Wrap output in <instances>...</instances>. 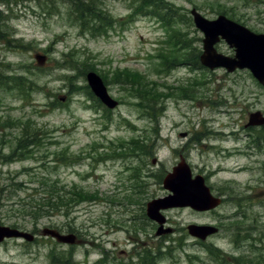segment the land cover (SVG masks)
I'll use <instances>...</instances> for the list:
<instances>
[{
	"label": "rangeland",
	"instance_id": "obj_1",
	"mask_svg": "<svg viewBox=\"0 0 264 264\" xmlns=\"http://www.w3.org/2000/svg\"><path fill=\"white\" fill-rule=\"evenodd\" d=\"M0 1L1 33L8 32L0 40L1 70L24 73L40 88L29 102L0 88V122L9 115L32 117L51 137L33 148V158L5 163L0 157V218L36 237L4 241L0 264H58L55 258L68 264H264V137L257 142L264 126L246 127L251 114L264 115V85L246 70L203 67L204 36L191 16L194 8L209 20L224 14L264 33V0H163L143 12L135 10L143 0H95L113 19L106 33L95 35L76 21L71 0H7L8 7ZM173 29L182 35L174 42L186 39L193 48L191 56L173 51L178 60L168 66L164 57L171 52ZM216 49L235 55L225 41ZM36 54L47 56L44 66ZM90 67L109 79L128 69L154 91L152 102L112 80L105 83L119 106L105 108L82 91ZM2 130L7 139L19 133L10 136L8 124ZM10 144L0 147L3 155ZM63 153L71 158L55 162ZM181 159L194 174L206 176L225 202L213 214L167 209V231L157 235L147 205L169 196L163 180ZM42 177L100 199L75 202L69 213L32 225L15 213L16 203L30 200ZM192 224H218L222 230L203 242L189 234ZM246 225L249 239L242 240L237 235ZM46 228L74 234L77 242L59 244L43 236ZM158 250L162 255L156 258Z\"/></svg>",
	"mask_w": 264,
	"mask_h": 264
},
{
	"label": "trees",
	"instance_id": "obj_2",
	"mask_svg": "<svg viewBox=\"0 0 264 264\" xmlns=\"http://www.w3.org/2000/svg\"><path fill=\"white\" fill-rule=\"evenodd\" d=\"M155 1L163 5V0H143L141 6H139L138 9L135 8V10H139V12H143L146 10L145 9L146 7H149V5H153V2ZM4 2L8 7L7 0H4ZM71 2L72 4H74L72 6L71 12L72 14L75 15L76 21L80 23V26L83 30H90V33L92 35L98 33L102 34V33H106V31L112 25L113 19L110 17L108 11L104 9L101 4H99L98 7L95 3V0H71ZM0 3H3V1H0ZM160 10L169 11L170 9L161 8ZM167 15L170 16V13H167ZM171 16H175V14L171 13ZM3 27H4L3 20L0 16V40H4L5 35L8 33L7 31H3V33H1ZM178 37H182V35L180 33L177 35V33L173 29V32L169 36L167 41V45L168 46L171 45V47L169 48L171 52L169 56L164 57V61L168 66L170 64L169 63L170 60H173V62H176L178 60V57L175 56L174 52H183V50H186L189 52L187 56H191L190 52L193 47L191 46L190 41L186 39H182L181 44H179L178 42H174V40ZM178 45L180 46V48H176ZM8 46L11 47L12 44L10 43L8 44ZM195 58H197V56ZM187 62H192V61H187ZM92 69L93 68L90 67V70ZM101 76L103 77L105 82H110L112 80L116 81L117 84L127 87L128 90L130 91L133 90L132 92H134L137 95V97L140 98L141 100L148 103L152 102V95H154V91L148 90L147 83H145L142 80L138 81L136 76L133 75L130 71H128V69L116 70L115 72L112 73L111 79H109L106 74L105 76L104 75ZM0 88L16 96V98L20 99L23 102L26 101L29 102L34 92L40 89L38 88V85L29 77H27L24 73L6 72V70H1V67H0ZM82 91H86V94L90 93L87 86L86 89L82 87ZM1 100L2 98L0 93V102ZM5 124H8V128H10L11 130L10 136L13 135L12 130L18 129L19 133L15 134L13 137L11 136L10 139H7V136L4 134V131L2 130V127H4ZM0 131H2L3 133V135L0 138V147H2L6 143H10L11 140V144L9 145L10 148L9 153L3 155L2 151L0 150V157L2 158V162L5 163H12L16 160H24L28 157L33 158L34 156L33 148H38L40 146H43L45 140L48 139V137H50L48 131H46L44 127H42L39 123H37L32 117H27V119L25 120L15 119V116L13 115H9L6 119L2 118L0 122ZM262 137H264V134L257 136V142L262 141L263 140ZM135 147H137L138 150H143L144 148L143 146L140 145H135ZM55 158H56L55 162L66 163L67 162L66 160L70 159L71 157L69 154L63 153V154H57ZM57 180L58 179L51 180L42 177L41 180L39 181L38 187L36 189L35 188L31 189L35 193L31 194L32 197H30V200L26 198L23 201H19V203H16V204H20L19 205L20 207H18V210L15 213L21 215V217L22 216H25L26 218L28 217L29 221L32 223V225H34L38 223L41 219L51 218L57 213H62V214L69 213V209L72 208L75 202L79 203L89 200L97 201L100 199L98 194H92L87 191H84L83 188H80L76 185H72L71 187L69 186L61 187ZM3 193H4L3 190L0 189V211L4 209L3 207L4 199L1 196V194ZM8 198L6 199V201L8 200ZM256 221H258V219ZM3 222L4 221H2L0 218V224H4ZM18 225H20L18 222H14L11 225V227L18 228ZM242 228H246V229L242 232H238L237 237H241L240 239L242 240H247L249 238L250 230L248 229L247 225L246 227H242ZM161 255H162L161 251L158 250L156 258ZM54 261L55 263L57 262L58 264L69 263V260L67 259L64 260L60 258L58 259L55 258Z\"/></svg>",
	"mask_w": 264,
	"mask_h": 264
},
{
	"label": "water",
	"instance_id": "obj_3",
	"mask_svg": "<svg viewBox=\"0 0 264 264\" xmlns=\"http://www.w3.org/2000/svg\"><path fill=\"white\" fill-rule=\"evenodd\" d=\"M191 14L197 29L204 33L203 53L200 56V61L205 67L211 70L222 67L230 73L237 69H248L261 84H264V34H255L224 15L219 16L216 20H208L196 9H193ZM221 39L235 49L234 58L217 52L215 45ZM35 58L41 66L46 62V57L43 55L38 54ZM87 81L95 96L104 105L109 109L118 106V102L110 96L103 79L96 72H89ZM249 125H264L262 113L251 114ZM164 187L171 194L165 198L153 200L147 205L148 217L159 224L157 235L167 231L164 229L166 218L161 213L162 210L191 207L203 212L213 210L222 203L220 198L211 194V190L206 186L202 176L193 178L191 168L184 159L167 175ZM188 230L192 236L201 240H206L208 236L218 231L217 228L211 226L198 225H190ZM43 236H51L61 244L73 245L77 242L76 235L62 234L54 229H44ZM8 239H24L32 242L35 236L19 229L0 225V244Z\"/></svg>",
	"mask_w": 264,
	"mask_h": 264
},
{
	"label": "flooded vegetation",
	"instance_id": "obj_4",
	"mask_svg": "<svg viewBox=\"0 0 264 264\" xmlns=\"http://www.w3.org/2000/svg\"><path fill=\"white\" fill-rule=\"evenodd\" d=\"M206 179H207V177H206ZM192 210V209H191ZM193 211V210H192ZM217 211H212V212H208L207 214H213V213H216ZM218 225V224H217ZM218 228H219V232L222 230L221 229V226H217Z\"/></svg>",
	"mask_w": 264,
	"mask_h": 264
}]
</instances>
